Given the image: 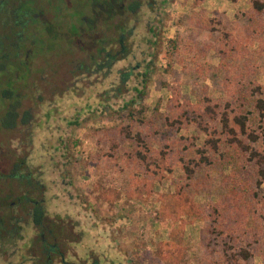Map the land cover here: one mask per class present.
Instances as JSON below:
<instances>
[{
	"label": "rangeland",
	"instance_id": "1",
	"mask_svg": "<svg viewBox=\"0 0 264 264\" xmlns=\"http://www.w3.org/2000/svg\"><path fill=\"white\" fill-rule=\"evenodd\" d=\"M198 7L207 12L206 16L216 12L220 18L229 22V26H233L235 11H247L248 2L247 0H237L234 3L228 0H202L194 3V0H172L166 7L165 18L157 27L156 54L153 51L149 57H145V62L152 61V70L144 88L145 98L133 107L139 111L142 106L144 114L153 123L158 124L159 133L166 136L170 132L162 127L159 118L166 112L168 103H172L169 101L173 99L174 93H177L180 102L184 99H190L193 102L192 97L201 95L203 91L213 97L220 91L224 92L225 87L221 81L229 74L227 69H220L222 66L217 63L212 51L203 57L189 52L181 65L168 66L167 64L172 56L184 60L187 46L183 45L185 41H181V45L171 53L170 40L175 37L177 30H183L182 25L178 24L179 18L190 13L192 9L197 10ZM151 15L152 13H148L149 18ZM144 22L145 20L139 21L138 24L133 22L137 34L145 32ZM70 40L71 37L67 35L64 48L60 47L61 49L57 52L58 58L65 61L61 68V71H66L65 96L61 98L58 96V89L62 86L57 83V80H52L56 83L53 91L57 93L50 94V98L49 87L45 86L44 82L36 80L37 87L41 88L39 89L42 92L41 96L51 100L48 104V118L44 122L41 120V123L34 128V142L29 148L27 158L29 167L34 168V175L44 186L41 195L43 201L38 203L46 217L43 224H49L50 228L60 226V231L71 240L82 235L81 244L75 245V250L79 258L87 259L85 264H89L85 254L87 251L93 254L92 264H130L128 259L139 260L141 264H264V245H259L260 242L264 243V240L251 238L250 246H247L245 237L238 242L225 238L227 247L242 245L250 250L246 262L240 258L241 254L236 252L235 248L230 250L224 246L223 240L218 241L224 234L209 232L213 227L207 218L202 220L195 218L193 209L190 211L191 214H182L178 206L180 200L176 199L177 179H173L179 176L181 180L182 175L179 171L172 176H164L163 179L156 177L151 182L152 176L138 174L141 169L138 171L129 162L132 146L128 141L120 140L122 150L116 152L98 147L93 137L96 133L93 131L100 127L110 128L112 124L117 123L112 117L109 118V114L85 123H81L82 118H80L78 121L81 126L68 130L72 126L66 123L67 118H70L73 111L79 109L85 102L95 106L98 94L108 90L113 81L119 78L116 75L117 69L126 71V66L135 65L128 80L130 86L134 83L136 72L141 71V65L137 66L140 61L137 46L141 43H138L136 39L132 43L136 58L114 62L104 75L85 69L87 66L90 67L86 52L92 50L87 33H83L79 48L70 44ZM121 45L126 47L128 41L123 38ZM119 48V43L115 40L113 50L116 58L119 57ZM262 53L264 54V49ZM42 56L45 59L48 53L45 52ZM80 59L82 63L79 64ZM38 65L43 66L41 58L34 62V67ZM78 66H81L80 69ZM75 71L79 73L76 79H73L71 72ZM251 78L264 90V63L260 68L258 66L254 68ZM101 101L114 107L113 98L106 96ZM42 113L43 110L40 115ZM94 133L95 135H92ZM181 134L198 136L192 126H189L187 131L178 133V135ZM68 139L78 141V144L69 151L62 146V142ZM201 139L202 135L198 137L197 142ZM95 155L100 158L107 156L106 160H101L106 165L105 169H100L98 164L93 166L89 164L92 156ZM66 156L78 161L76 169L63 167ZM58 166L64 168L62 173L60 169L58 170ZM199 177L209 179L202 172H196L194 178ZM218 180L220 177L217 174H210L212 184L210 190L213 189L214 193H217V187H213L217 185ZM5 189L6 186L3 185V190ZM259 194L264 195V190ZM207 199L206 189H201L199 194L193 196V200L199 205L204 204ZM11 200L15 202L16 195L8 201ZM22 205L18 209L20 219L18 232L29 236L28 250L35 258L34 264H43L44 257L40 255L39 248L40 236L42 233L48 241L50 237L44 229L39 227L30 229L24 224L27 220L24 209H27L29 204ZM2 210L4 213L8 212L6 202L3 203ZM80 213L83 218H79ZM202 213L206 215L205 212ZM262 219H264V211L260 212L258 217L246 218L247 225L254 223L255 229L260 227L259 223H262ZM75 222L77 226L72 227V230L76 234L69 233L70 224ZM97 223H99V229L92 235L90 232L87 233L85 228ZM201 237L212 239L210 245L202 247L204 242L200 240ZM63 244L65 246L64 242ZM255 249L260 254H256ZM231 252L235 254L228 260L225 254ZM65 259L68 262L74 260L71 256ZM23 264L28 262L24 260ZM52 264H58L56 258L53 259Z\"/></svg>",
	"mask_w": 264,
	"mask_h": 264
},
{
	"label": "trees",
	"instance_id": "2",
	"mask_svg": "<svg viewBox=\"0 0 264 264\" xmlns=\"http://www.w3.org/2000/svg\"><path fill=\"white\" fill-rule=\"evenodd\" d=\"M171 1L131 0L128 8L131 11L130 26L123 37L128 45L123 46L122 50L119 48V57L115 58V62L136 58L132 47L136 39L141 43L137 46L140 59L137 66L141 65V71L136 72L134 83L130 86L128 80L135 65L126 66V71L117 69L119 78L113 81L108 90L98 94L95 106L85 102L67 118L66 123L72 126L68 130L109 114V118L112 117L117 123L110 128L100 127L93 131L98 147L116 152L121 149L120 140L128 141L132 146L129 162L138 171L141 169L139 173L136 171L138 174L152 176L151 182L156 177L163 179L179 171L181 180L179 176L173 179H177L176 199L180 200L178 206L182 214H191L193 209L195 218H207L213 227L209 232L224 234L218 241L223 240L224 246L230 250L235 248L241 254L240 258L247 262L250 250L242 245L227 247L225 238L238 242L245 237L247 246H250L251 238L264 240V219L259 223L260 227L255 229L254 223L247 225L246 221V218L258 217L264 211V195L259 194L264 190V90L251 78L254 68H260L264 63V0H247V11H235L233 26H229V22L216 12L206 16L207 12L201 7L179 18L178 24L182 25L183 30H177L175 37L170 40V50L171 53L175 52L181 41H185L186 55L183 61L180 57L172 56L168 66L181 65L189 52L203 57L212 51L213 57L222 66L220 69H227L229 74L221 81L224 92L220 91L213 97L203 91L201 95L192 97L193 102L190 99L180 102L177 93H174L173 99L169 101L172 103H168L166 112L159 118L162 127L170 132L166 136L159 133L158 124L144 114L142 106L139 111L133 107L145 98L144 88L152 70V61L145 62V57H149L153 51L156 54L157 27L162 24L165 9ZM200 1L194 0V3ZM228 1L234 3L237 0ZM148 13H152L151 18ZM142 20H145L143 25L146 30L137 34L134 23L138 24ZM106 96L114 99V107L101 101ZM80 118L81 123L78 121ZM189 126L198 136L178 135L180 131H187ZM200 135L202 139L197 142ZM77 142L76 139H68L62 142V146L69 151ZM105 157L92 156L89 164H98L100 169H105L106 165L101 162L106 160ZM65 160V169H76L77 160L69 156ZM63 167L58 166L61 173ZM196 172H202L209 179L194 178ZM209 173L220 177L213 187H217V193L210 190L212 184ZM201 189H206L208 199L199 205L193 196L199 194ZM43 211L42 207H34L35 223L44 214ZM79 218H83L81 213ZM73 224L77 226L76 222ZM97 229L99 223L85 228L91 235ZM81 232L83 234V230ZM211 241L210 238H203L202 247L209 246ZM259 245L264 243L260 242ZM234 254L226 253L225 257L229 260ZM256 254L260 252L256 250ZM128 261L130 264H141L139 260Z\"/></svg>",
	"mask_w": 264,
	"mask_h": 264
},
{
	"label": "flooded vegetation",
	"instance_id": "3",
	"mask_svg": "<svg viewBox=\"0 0 264 264\" xmlns=\"http://www.w3.org/2000/svg\"><path fill=\"white\" fill-rule=\"evenodd\" d=\"M130 3L131 0H0V264H20L24 260L35 263L28 250L29 236L18 232V209L22 204H29L24 209V224L30 229H44L50 237L48 241L42 233L40 236L43 264H52L55 258L58 264L87 261L79 258L75 250L80 237L71 240L60 231V226L50 228L43 224L44 214L34 222V207H41L38 203L43 201L44 186L26 159L34 142V128L48 118L50 94L57 93L52 80L62 86L58 96L66 94V71H61L65 61L58 58L57 52L64 48L67 35L71 37L70 44L79 48L83 33H87L92 50L86 52L90 67L85 69L104 75L115 62V40L123 48L121 42L130 26ZM45 52L48 56L43 59ZM40 58L43 66L34 67L35 60ZM78 73L71 72V78L76 79ZM36 80L51 90L48 99L41 96ZM14 195L15 202L8 201ZM4 202L9 208L7 213L2 210ZM70 226L68 232L73 234L74 224ZM85 254L92 264L93 254ZM67 256L74 260L66 261Z\"/></svg>",
	"mask_w": 264,
	"mask_h": 264
}]
</instances>
